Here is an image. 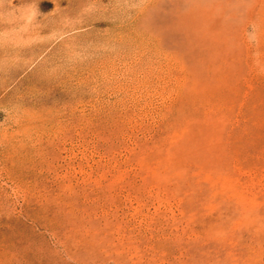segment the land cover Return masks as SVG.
Wrapping results in <instances>:
<instances>
[{
    "label": "rangeland",
    "instance_id": "obj_1",
    "mask_svg": "<svg viewBox=\"0 0 264 264\" xmlns=\"http://www.w3.org/2000/svg\"><path fill=\"white\" fill-rule=\"evenodd\" d=\"M0 264H264V0H0Z\"/></svg>",
    "mask_w": 264,
    "mask_h": 264
}]
</instances>
